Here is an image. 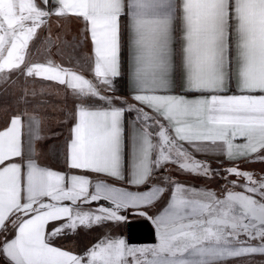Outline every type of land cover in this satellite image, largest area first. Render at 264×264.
<instances>
[{"label": "snow or ice", "instance_id": "6c2138e0", "mask_svg": "<svg viewBox=\"0 0 264 264\" xmlns=\"http://www.w3.org/2000/svg\"><path fill=\"white\" fill-rule=\"evenodd\" d=\"M72 22L90 77L31 58ZM36 78L74 101L61 170L37 152ZM0 94V264H264V167H241L264 165V0H0Z\"/></svg>", "mask_w": 264, "mask_h": 264}, {"label": "crops", "instance_id": "0c3cea01", "mask_svg": "<svg viewBox=\"0 0 264 264\" xmlns=\"http://www.w3.org/2000/svg\"><path fill=\"white\" fill-rule=\"evenodd\" d=\"M45 29V28H44ZM58 29L52 34V44L49 47L46 42L48 38V33L43 34L38 33L37 37L34 38L36 43H30V52L32 53V60L36 62H46L51 59L54 63L63 65L65 67H72L75 70L80 71L83 69V73L86 76H91L88 72V67L82 56L83 49L76 48V41L73 37L77 35L78 27L75 22L67 25L65 29H61L60 43H55V36ZM60 31V30H59ZM58 45V50H54V47ZM32 47H34L32 49ZM58 57V58H57ZM60 57V58H59ZM66 58L65 60H63ZM79 60L80 63L77 64L76 61ZM29 87H33L37 91V96L34 98V102H39L41 104V113L46 117L44 121V130L49 134L50 138H46L43 141H37V152L42 155L44 161L54 168V170L62 169V156L61 153L64 148V137L67 133V125L61 124L60 121L64 117V113L71 110L73 107V98L70 94V90H67L64 85H60L58 82L49 81L44 78H36L34 84H30ZM43 88V91L40 89ZM116 89L118 93L124 92V87L121 88L119 83L116 84ZM14 102V101H13ZM61 130L62 134H61ZM55 133V135H51ZM198 158L215 160L219 157L213 156H203L198 154ZM216 165L215 163L212 165ZM217 166V165H216ZM242 168H248L251 170L259 171L261 165L259 163L250 165H241ZM172 176L177 177L179 182L191 186H201L207 185L203 180L199 179L200 176H186L180 175L178 173L171 172ZM208 186V185H207ZM209 187V186H208ZM164 199H167V193ZM108 203V202H106ZM107 206V204H106ZM95 207V205H93ZM84 210H88L85 208ZM130 223L132 225H138L141 222L139 219L130 218ZM78 235L71 239H57L58 244H62L67 248H76L78 250L79 246L88 244L89 242H94L106 229L101 227H93L89 230L78 229ZM126 235H130V238L135 242H147L151 239V231L147 225L141 227H136L130 232H126ZM256 261L264 260V257L255 256Z\"/></svg>", "mask_w": 264, "mask_h": 264}, {"label": "rangeland", "instance_id": "374dc122", "mask_svg": "<svg viewBox=\"0 0 264 264\" xmlns=\"http://www.w3.org/2000/svg\"><path fill=\"white\" fill-rule=\"evenodd\" d=\"M45 28V29H44ZM56 27L54 26L53 27V30H52V34L56 31ZM44 30H45V33H48L47 32V28L46 27H42V29H40V30H38V33H40V34H43V32H44ZM61 32H63V31H61L60 30V34H61ZM33 43L35 44L36 43V40H34L33 41ZM55 43H60V42H55ZM34 47H32V49H33ZM59 48H58V45H56L55 47H54V50H58ZM58 58V57H57ZM60 58V57H59ZM66 58H64L63 60H65ZM14 97L12 96V95H7V94H0V105H4V104H9V105H14ZM213 167H216V165H214ZM174 173H178V174H180V175H184V174H181V173H179V172H176V171H173ZM186 176H192V175H186ZM199 179H201V180H203L205 183H207V185L209 186V187H215L216 186V181H213V182H208L204 177H200ZM221 183H222V181H221ZM105 204H107L106 202H104Z\"/></svg>", "mask_w": 264, "mask_h": 264}, {"label": "trees", "instance_id": "16d2710c", "mask_svg": "<svg viewBox=\"0 0 264 264\" xmlns=\"http://www.w3.org/2000/svg\"><path fill=\"white\" fill-rule=\"evenodd\" d=\"M119 86H120L121 88H123V87H124V85H123L122 83H119Z\"/></svg>", "mask_w": 264, "mask_h": 264}]
</instances>
